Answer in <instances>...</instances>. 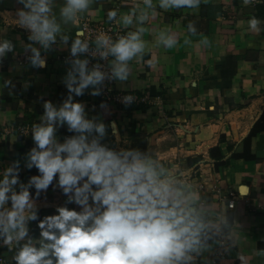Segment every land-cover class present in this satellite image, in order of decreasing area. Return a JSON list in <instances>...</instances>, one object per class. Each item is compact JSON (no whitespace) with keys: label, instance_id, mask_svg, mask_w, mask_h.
I'll use <instances>...</instances> for the list:
<instances>
[{"label":"crops","instance_id":"1","mask_svg":"<svg viewBox=\"0 0 264 264\" xmlns=\"http://www.w3.org/2000/svg\"><path fill=\"white\" fill-rule=\"evenodd\" d=\"M66 6L67 0L50 2L48 17L60 31L45 50L29 39L32 29L19 23L18 12L31 9L20 0H0V42L12 44L0 57V127L41 125L46 101L59 108L68 99V73L77 58L85 60L71 53L82 18L114 22L125 36L142 28L143 51L126 62L127 79L114 77L112 84L113 93L138 95L139 102L126 106L102 98L99 84L89 85L79 96L71 93L73 102L83 104L88 119L106 125L101 143L147 153L197 194L217 224L197 264H264V131L253 142L261 160L231 158L252 129L264 128V0H199L193 8L168 10L159 0H152V7L145 0H89L87 8L70 19L61 15ZM113 10L116 16L109 19ZM130 13L132 23L126 26L123 18ZM145 13L147 18L138 20ZM161 33L174 39L171 47L160 39ZM32 47L40 51L46 67L32 65ZM115 59L112 55V69ZM87 69L92 71L89 64ZM94 90L99 94L92 95ZM112 121L119 140L112 135ZM55 135L64 143L79 133L69 131L65 122L57 125ZM36 147L33 135L13 133L0 139V176L15 161L20 164V183L39 175L36 167H26L27 154ZM215 147L230 159L229 165L215 166L210 154ZM57 181L58 174L39 198L36 189H30L38 218L26 221L24 240L9 245L0 237V264H17L14 257L29 240L37 248L41 241L51 243L38 225L58 215L57 208L83 211V205L68 202L74 192L65 194ZM15 188L19 191V184ZM230 200L235 201L233 208Z\"/></svg>","mask_w":264,"mask_h":264},{"label":"clouds","instance_id":"2","mask_svg":"<svg viewBox=\"0 0 264 264\" xmlns=\"http://www.w3.org/2000/svg\"><path fill=\"white\" fill-rule=\"evenodd\" d=\"M50 2L20 0L31 11L18 12L19 23L33 31L29 39L39 41L45 50L60 31L48 17ZM88 3L89 0H67L61 15L70 19L75 12L87 8ZM145 3L152 7V0ZM198 3L199 0H159V6L165 10L193 8ZM133 14L124 16L126 26L132 23ZM108 15L112 19L116 12L110 11ZM146 18L147 13L138 20ZM250 23L255 28L256 20ZM190 30L194 31L191 25ZM142 31L141 28L129 32L112 44L107 37L98 38V44L108 46V51L101 55L111 54L116 58L112 69L115 78L127 79L126 62L144 49ZM76 35L73 55L88 49V44L79 38L83 31ZM160 39L168 47L175 42L163 33ZM11 49L9 41L0 42V57ZM32 52V65L46 67L40 51L32 47ZM88 63L87 59L74 61V70L68 73V99L59 108L46 101L43 123L33 126L37 147L27 154L26 167H36L40 174L32 176L27 184L20 183V164L15 161L0 176V237L9 245L24 240L28 235L26 221L38 218L37 212L32 211L35 205L30 189L34 187L39 198L40 192L47 190L58 174L57 185L63 192H74L68 202L83 205V211L59 207L58 215L45 217L38 226L44 240L51 243L41 241L42 246L37 248L29 240L15 255L17 264H197L209 248L216 222L209 217L197 194L173 176L161 161L139 149L116 150L101 143L106 125L88 119L83 104L73 102L71 95H82L89 85H98L104 79L99 66L89 73ZM75 72L79 73L78 77ZM98 94V90L92 92ZM133 99L131 95L125 96V105ZM65 122L69 131L79 135L59 143L56 127ZM110 126L112 135L119 140L116 122L112 121ZM18 184L19 191L15 188ZM50 257H55V261Z\"/></svg>","mask_w":264,"mask_h":264},{"label":"built area","instance_id":"3","mask_svg":"<svg viewBox=\"0 0 264 264\" xmlns=\"http://www.w3.org/2000/svg\"><path fill=\"white\" fill-rule=\"evenodd\" d=\"M81 31L84 35L79 37L82 42L88 44L87 51L77 52L73 56H83L89 61V65L92 68L99 66V70L105 74L104 79L99 83V90L101 91L102 98H105L109 101H114L117 103L124 104V97L131 95L134 99L129 105L139 102L141 97L135 94H115L112 91V84L114 81L113 71L111 68V58L112 55L109 54L106 57L102 56L101 53L108 51V46H103L97 43L98 38L107 37L109 39V44L115 43L121 36H125L116 31V23L114 22H93L89 18H82L80 20ZM72 49V47H71ZM72 53V51H71ZM71 57V60H74V57ZM33 126L27 122L15 127V128H5L0 127V139H5L10 134L29 136L33 135ZM235 205L234 200L229 201V207L233 208Z\"/></svg>","mask_w":264,"mask_h":264},{"label":"trees","instance_id":"4","mask_svg":"<svg viewBox=\"0 0 264 264\" xmlns=\"http://www.w3.org/2000/svg\"><path fill=\"white\" fill-rule=\"evenodd\" d=\"M264 131V128H254L250 134L243 140L242 148L233 152L231 158L233 159H243V160H261L257 152L253 148L254 139L259 136ZM230 149H233L230 146ZM211 157L216 160L215 166L218 168L220 166L229 165L230 159H224V156L221 155L220 148L215 147L210 151Z\"/></svg>","mask_w":264,"mask_h":264}]
</instances>
